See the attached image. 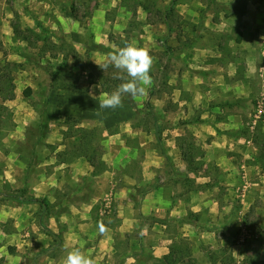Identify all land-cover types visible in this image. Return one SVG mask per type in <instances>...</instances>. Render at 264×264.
<instances>
[{"label":"rangeland","instance_id":"1","mask_svg":"<svg viewBox=\"0 0 264 264\" xmlns=\"http://www.w3.org/2000/svg\"><path fill=\"white\" fill-rule=\"evenodd\" d=\"M129 43L150 50L154 83L137 109L101 110L103 79L123 81L97 64ZM0 86V264L83 247L96 264H164L174 247L179 264H264V0H0ZM119 186L135 205L175 188L186 214L162 219L166 255L125 253L156 220L135 206L133 232L96 255Z\"/></svg>","mask_w":264,"mask_h":264},{"label":"crops","instance_id":"2","mask_svg":"<svg viewBox=\"0 0 264 264\" xmlns=\"http://www.w3.org/2000/svg\"><path fill=\"white\" fill-rule=\"evenodd\" d=\"M192 75H194V73H192ZM180 81H181V83H179L180 88L183 89L186 93L190 95H195L198 93L199 84L196 82L191 83L190 79H188L187 76H184L183 72L180 74ZM179 102L182 104L183 100L182 101L179 100ZM181 104H179V106ZM197 130H198V133L197 134L195 133L196 137L199 134H204L203 128L198 126ZM145 170L146 172L150 171L151 165L149 166L147 165L145 167ZM131 188H133V186H119V188H117L119 190L118 191L119 193H117V191L116 193H114V199H116V197H118L119 199H123L120 202L117 201L118 202L117 215H116L118 219L117 224H116L117 226H113L109 222L105 223V227L107 231L105 234L102 235L101 239L96 245V247L98 248L96 251V255L105 256V255H112V254H115V252H117L115 250L117 248L118 241L121 238L126 237L127 234H131V232H133V230L135 229V226H136L135 223H136V218H137L134 215L135 207L139 208V212L141 216L148 217V218H155L156 220L151 219L152 221L151 229H147V232L143 230L141 232L142 238L140 240L137 241V239L135 238H133V240L130 239L129 245L125 246L127 248L125 253L134 254L133 252L138 253V251H140V247L141 249H144L146 247L147 250L149 249V247H151L150 249L152 251L153 250L157 251L161 255L167 254V250L169 249V246H166V245L170 243V240L164 233V228L166 226L165 225L166 223L162 219L165 216L174 217V218H180L184 216L186 214V208H184V204L183 206H181V203H180L181 201L179 200L174 202L175 201L174 198L176 196H175V188L173 186H158V187H150L141 196L138 203L135 205V203H133L134 201L132 197H129L130 195L126 194V192L131 191ZM169 190L171 191V194ZM123 193H125V196ZM190 194H191L190 195L191 198L193 199L192 193ZM125 206L130 207L129 214H125L123 211H121L122 208H124ZM164 206H166V209ZM150 243L153 245V247L150 245ZM81 251L85 255L89 254V249L86 247H83ZM119 253L120 255L125 254L122 251H120ZM128 260H129L128 263L134 262L133 257L128 258Z\"/></svg>","mask_w":264,"mask_h":264},{"label":"clouds","instance_id":"3","mask_svg":"<svg viewBox=\"0 0 264 264\" xmlns=\"http://www.w3.org/2000/svg\"><path fill=\"white\" fill-rule=\"evenodd\" d=\"M154 63L155 59L149 49L131 43L109 53L97 66L103 72L108 71L109 68L114 69L113 79L123 82L114 91L103 96L99 108L115 110L124 106V99L127 97L136 100L146 96L154 83L150 74ZM99 231L102 235L105 234L107 231L105 225L100 224ZM63 264H96V262L86 256L80 248H74L68 252Z\"/></svg>","mask_w":264,"mask_h":264},{"label":"trees","instance_id":"4","mask_svg":"<svg viewBox=\"0 0 264 264\" xmlns=\"http://www.w3.org/2000/svg\"><path fill=\"white\" fill-rule=\"evenodd\" d=\"M107 85H108V81L103 79L102 87H103V90L106 93L109 92L108 91L109 88H108ZM68 86L75 91L76 88L73 85L68 84ZM0 91H1V93L3 95L4 91H3L2 86H0ZM6 97L7 96H3V99H6ZM126 101H125L126 105H128L131 109H137V106H136L135 102L132 99H130V97H129V100H126ZM156 128L158 129L157 125L156 126L154 125V129H156ZM94 141H96L95 137H92L90 135V132L84 130L83 140L79 144L80 151H79V154H76V155L77 156H82V157L86 158L87 161H90L92 156L90 157V155H88V153H90L92 150L95 149L94 148ZM34 201L39 202V200H34ZM174 248H175L176 251L169 252L166 256L163 257L162 261H163L164 264H179L180 263L181 257H182V255H184V252H183L182 248H180V249L177 248V247H174ZM133 264H139V263L136 261ZM220 264H224V260L223 259H221Z\"/></svg>","mask_w":264,"mask_h":264}]
</instances>
